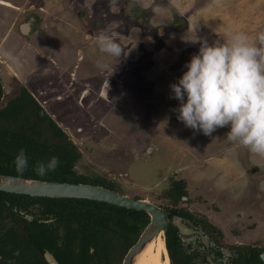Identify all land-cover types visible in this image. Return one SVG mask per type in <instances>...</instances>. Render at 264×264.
<instances>
[{
    "label": "rangeland",
    "instance_id": "374dc122",
    "mask_svg": "<svg viewBox=\"0 0 264 264\" xmlns=\"http://www.w3.org/2000/svg\"><path fill=\"white\" fill-rule=\"evenodd\" d=\"M13 2L18 8L0 7V16L4 17V13L9 11L6 20L12 22L17 31L27 21L30 22L31 31L22 39L9 30L0 46V58L12 60L9 64L17 60L22 68L28 67L24 65L26 59L35 64L41 60L37 53L29 50L31 43L43 42L47 46H57L58 49L70 48L71 34H68L70 37L62 35L61 38L56 33H45V25L79 26L83 22L89 27V30L84 29L88 33L85 37L95 36L92 32L98 25L102 27L99 33L109 34L114 28L121 30L123 34L130 31L128 35L131 36V42L125 44L126 50L122 48L125 37L113 39L124 50L121 57L124 56L118 60L120 63H107L110 67L105 71L113 74L110 76L112 90L104 98L95 101L97 113L78 117L67 114L52 116L81 152L82 158L76 166L78 173L97 176L112 185L110 187L113 191L129 198L150 201L169 212L172 209L178 210L201 223L208 221L207 224L216 231L214 238L210 235L208 237L221 253L217 261L219 264H231L230 259L235 257L233 254L242 247L264 249V159L229 142L224 137V132H221L222 128H218L210 137L185 127L177 119L178 113L173 111L179 107V101H168L173 96L170 85L177 83L182 77H178L181 71H187L185 64L198 53L200 47L198 43L185 42L183 37L187 38L196 32L197 37L206 39L211 45L216 40H223L229 30L255 36L264 31V0H176L178 6L173 5L171 0ZM62 5L63 16L58 18L54 14L60 12L54 11ZM103 26H107L106 30ZM0 27H4L1 21ZM35 30L41 36L33 35ZM3 34L4 30L0 37ZM111 35L116 33L112 32ZM79 39L82 40L81 37ZM121 40L123 43L119 42ZM86 42L87 45L93 44V41ZM79 46L83 45L79 43ZM96 51L100 53V50ZM104 56L107 57L106 61L118 58L106 54ZM47 63L51 62L48 60ZM48 66L47 70L51 68ZM72 66L69 64L67 68ZM65 67L57 75L70 81L71 77L67 75ZM123 76L125 79L128 77L126 83L119 81L124 80ZM4 78L7 77L2 76L1 80ZM7 84L8 80L5 81L4 91L2 90L0 107L17 96L18 92H14L20 86L27 88L23 83H18V86L14 83L18 88L12 93L13 87L10 89ZM56 94L64 97L71 94L76 101L80 92ZM96 95L99 97L90 92L85 98H95ZM37 101L42 105V100ZM43 106L50 114V109ZM223 129L226 133L230 130L227 127ZM167 137L184 142L190 147L188 150H194V162L190 164V161L183 166L176 163L178 144L166 142ZM225 142L231 145L224 148H220L224 145H218L217 155L208 157L205 153H197L205 148V144ZM238 149L241 150L240 153ZM206 150L215 151L214 148L209 149V146ZM238 160L243 162V168ZM247 176L248 189L244 180ZM177 180L185 183L186 196L173 206L166 193L172 182ZM201 181H215L225 188L226 193L221 191L217 195H206V188H203L206 186ZM229 181L237 187L226 188ZM189 243L187 253H194V250L202 253L198 239L194 238ZM200 256L202 255H196L197 258Z\"/></svg>",
    "mask_w": 264,
    "mask_h": 264
},
{
    "label": "trees",
    "instance_id": "16d2710c",
    "mask_svg": "<svg viewBox=\"0 0 264 264\" xmlns=\"http://www.w3.org/2000/svg\"><path fill=\"white\" fill-rule=\"evenodd\" d=\"M2 94L0 84V102ZM21 149L28 159L22 175L14 165ZM52 157L58 158V167L44 176L37 175V162H48ZM81 158V152L68 134L25 86H20L17 96L0 107L1 175L90 184L113 191L112 185L103 179L76 171ZM185 187L182 180L172 182L166 197L173 206L186 196ZM170 212L183 216L178 210ZM148 222L149 216L143 211L107 203L0 192V261L48 264L43 256L48 251L59 264H120ZM163 238L171 264L207 263L205 257L197 258L186 252L175 228L169 227ZM238 252L233 258L234 264H264L260 257L264 253L262 248L242 247Z\"/></svg>",
    "mask_w": 264,
    "mask_h": 264
},
{
    "label": "clouds",
    "instance_id": "9594fccd",
    "mask_svg": "<svg viewBox=\"0 0 264 264\" xmlns=\"http://www.w3.org/2000/svg\"><path fill=\"white\" fill-rule=\"evenodd\" d=\"M176 5V0H171ZM178 6V5H176ZM185 42L200 44L199 51L185 64L187 71L171 84V98L179 101L177 119L194 132L211 136L218 128H229L226 138L264 159V31L249 36L229 30L223 40L211 45L196 32ZM101 53L121 57L123 49L108 35L96 37ZM101 70L110 65L97 62ZM15 170L28 167L25 150L14 159ZM59 165L57 157L37 162L35 172L44 176Z\"/></svg>",
    "mask_w": 264,
    "mask_h": 264
},
{
    "label": "crops",
    "instance_id": "0c3cea01",
    "mask_svg": "<svg viewBox=\"0 0 264 264\" xmlns=\"http://www.w3.org/2000/svg\"><path fill=\"white\" fill-rule=\"evenodd\" d=\"M3 1L7 2L10 6H5V5L0 4V7H2V8H12V7L18 8L14 4L13 0H3ZM62 8H63V5L59 9L54 11V12H57V11L60 12L59 14L58 13L54 14L56 17L58 16V18H59L60 16H63L64 10ZM45 11H48V10H45ZM49 11H52V10H49ZM8 13H9V11H7V13H4V17L0 16V21L4 25V27H0L1 31L4 30V34L0 37V46H1V43H3L5 35H6V33L9 32V30H12L13 34L16 35L17 37L21 36L22 39L26 35L30 34V31H31V27H29V30L26 33H23L20 30V26H19L18 31H17V29L14 27L13 23L6 20V18H8L7 17ZM79 20H82V19H79ZM90 27L94 28L93 26H90ZM105 27H107V26H103V28L106 30ZM3 28H5V29H3ZM101 28L102 27H100L99 25H98V27L96 26L94 28L95 31L92 32L93 35H95V34L96 35L85 37V35L88 33L84 32V29L89 30V27H86V24L83 22H82V24H79V26L78 25L63 26V25H59V24H53L50 26L45 25V28H44L45 33H48V32H50L51 34L56 33L61 38H62V35L66 36V37H70L68 34H71L72 38H71V41L69 42L71 44L70 48L69 49H67V48L58 49L57 46L56 47L51 46V44L49 46H47L46 45L47 43L42 44L43 42L39 43V44L31 43L32 46L29 50L37 53L41 60L38 61V64H35V62L26 59L27 62L24 65H28L29 68L27 66H23V68H22L21 63L18 62L17 60H16V62L11 63L12 64L11 65V64H9V61H12V60L8 61V60H4L3 58H0L1 59L0 60V80L2 79V76L7 77V78H4L3 81L1 80V82L3 84L2 90L4 91V89H5L4 84H5L6 80H8L7 87L9 86L10 89L13 87V89H11L12 93L18 88V87L16 88L14 86V83L17 86H18V83H23L24 85L27 86V89L30 91V93L32 94V96L36 100H39L40 102L42 100L43 103L41 106L45 105V107L47 106L46 107L47 109H50V115L51 116L61 115V114H64V115L67 114V115H72V116H77V117L78 116H85V115L86 116L94 115V113H97V110H98L97 109L98 108L97 103L95 101L100 99V98H104L106 93L109 92V90H112V85H111L112 82L110 83V76L113 75V74H110L109 72H106L105 70H101L100 68H98L97 62L100 61V62L112 63V64H114L116 62L120 63V61H118V60L123 59L122 57L124 56L123 55L122 57H118L117 59H111V60L106 61L107 57L104 56V53H102L103 55L101 56V52L97 53V51H96V49L99 50V48H97L98 46H97L96 37L99 35H108L112 39H116V38L122 39V37H125V40H123V41H125V43L122 46V48H124L125 50L127 47L125 44L127 42H131V36L128 35V33L130 31L128 33L123 34L121 32V30H116L114 28L113 31H109L107 29V31H109V34H105L104 32L99 33V32H101V30H100ZM1 31H0V33H1ZM78 31H80V32L78 33ZM112 32H115L116 35L112 36L111 35ZM32 34L33 35L37 34L38 37L41 36V34L39 32H37L36 30L33 31ZM79 37H81L82 40H80ZM36 38L37 37L35 36L34 39H36ZM86 41H91V42L93 41V44L87 45ZM119 42L123 43L122 40ZM79 43H81L83 46H79ZM94 43H96V44H94ZM24 44L26 45V43H24ZM51 47L53 49H51ZM130 47H128V49ZM22 48H25V47H22ZM28 48L29 47H27V50H28ZM44 48L46 50H44ZM48 48H50L49 51H48ZM41 50H43V53L41 52ZM52 50H55V52H52ZM20 55H21V51H20ZM59 55H61V56L59 57ZM46 57H49L48 60L51 63H47L48 60L46 59ZM30 63H31V65H30ZM69 64H72L73 66L71 68H67V66H69ZM48 65L51 66V68L49 70H47V68L49 67ZM64 66H66L65 71H67V75L69 76V78L71 77V80L69 79L70 81L66 80V78L63 79L61 76L58 77V75H57L59 73V70L61 71V68L63 69ZM47 71H50L49 73L50 74L52 73L53 75L51 76ZM62 72H63V70H62ZM183 73L184 72L181 71V74H179L178 77L183 75ZM134 77H135V75H134ZM74 79H76L77 81H74ZM123 79L124 80L119 79V81L120 82L125 81V83H126L128 77L125 79V77L123 76ZM79 87H81V89H79ZM18 91L19 90L17 89V91L14 93H17ZM51 92H56V93L57 92H80V95L78 96L76 101H74L75 98H73L71 94L65 95V97H64V96H62V94H56V93L53 94ZM90 92L98 94L99 97H97V95H96L95 98L86 99L85 95L87 93H90ZM7 93H8V91H7ZM41 93H42V95H41ZM82 94H83V96H82ZM171 97H172V95L169 97L170 100H168V101H170V103L172 100H174V98H171ZM65 102H67L68 105ZM172 103H174V101H172ZM168 107H171V106H168ZM62 112H64V113H62ZM222 130H221V132L222 133L224 132V137L226 138V135H225L226 131H224L223 128H222ZM167 141L172 142V143L174 142L175 144H178L177 148L179 149V151L176 153L177 156L175 157V159H177L178 162L175 160L176 163H178L180 166H183V165H187V163L190 161H191L190 164L194 162V159H195L194 158L195 153L193 152L194 150H192V151L188 150L190 147H187L184 144V142H181L179 140L176 141V139H174V138L172 139L170 137L166 138V142ZM172 143H170V145H172ZM205 145H206L205 148L203 150H200L197 153H200V152L205 153L206 155H208V157H211L213 155H217L216 153H219L218 145H224V146H220V148H224V147H229V145H231V144H228L227 142H225V143H221V144L208 143ZM208 146H209V149L214 148L215 151L206 150V148ZM245 149L246 148H243L242 150L245 151ZM240 152H241V150L238 149V153H240ZM249 154H250V152H249ZM238 161H239V165L243 168V165H242L243 162H241V160H238ZM247 179H248V176L244 179V180H246L245 181L246 189H248L247 186L249 184ZM210 180H211V178H210ZM261 180H263V179H261ZM201 182L200 183L203 186H206V187H203L204 189L206 188L205 189L207 191L206 195H210V194L217 195V194L221 193V191L224 192V190H225V188H223L222 186H219L215 181L214 182L201 181ZM228 186H231L232 189L237 187V186H234L233 182L230 183V181L228 182V185L226 186V188H228ZM203 188H201V189H203ZM224 193H226V192H224Z\"/></svg>",
    "mask_w": 264,
    "mask_h": 264
},
{
    "label": "water",
    "instance_id": "95a60500",
    "mask_svg": "<svg viewBox=\"0 0 264 264\" xmlns=\"http://www.w3.org/2000/svg\"><path fill=\"white\" fill-rule=\"evenodd\" d=\"M30 22H24L20 25V30L26 33L29 30ZM0 192L10 195H27L41 198L57 199H83L96 202L107 203L113 206L143 211L149 216V222L138 237L137 241L128 249L124 255L122 264H132V259L141 251V249L157 236L165 235L168 227L171 225L178 230L179 235H189L195 233L191 228L189 221L177 216L169 217V213L158 208L150 201L142 199H133L121 195L110 189L90 184H73L48 182L26 178H16L0 174ZM185 198H182L184 200ZM205 242V237L197 232ZM44 259L48 264H59L57 260L48 251L44 253ZM264 262V253L260 254Z\"/></svg>",
    "mask_w": 264,
    "mask_h": 264
},
{
    "label": "flooded vegetation",
    "instance_id": "af4514ba",
    "mask_svg": "<svg viewBox=\"0 0 264 264\" xmlns=\"http://www.w3.org/2000/svg\"><path fill=\"white\" fill-rule=\"evenodd\" d=\"M165 211V210H164ZM169 213V217L171 218L172 216H175V215H172L171 212L169 211H166ZM179 216V215H178ZM188 215L186 214H183V216H179L181 218H183V220L185 221H189L191 223V228L193 231H195L194 234H192L191 236L189 235H184V236H181L179 235L178 233V230H177V233L180 237V240H181V244L182 246L184 247V249L186 250L187 252V248L190 247V241H192L194 238L195 239H198V242L202 248V253L200 254V252L194 250L192 252L194 253H188V254H193V255H202L203 257L206 258L207 260V263H204V264H219L217 261L221 255V253L219 252V250L216 248L215 244H214V241L211 240L208 236L210 235L211 237L214 238V235H216V231L214 228H211L209 224H207V222H200V221H195L194 219H188L187 218ZM207 224V225H206ZM169 227H172L171 225ZM168 227V229H169ZM212 234H211V232ZM197 232H200L202 234V236L205 237V242L203 241V239L200 237V235L197 233ZM217 249V250H216ZM46 252V251H45ZM44 252V253H45ZM51 254V253H50ZM44 255V254H43ZM52 255V254H51ZM210 255H212L213 257H210ZM233 255H239V252L236 251ZM200 256V257H202ZM165 257V256H164ZM124 258V257H123ZM123 260V259H122ZM170 260V259H169ZM233 258L230 259V263L231 264H234L233 262ZM0 264H8V263H3L0 261Z\"/></svg>",
    "mask_w": 264,
    "mask_h": 264
},
{
    "label": "bare ground",
    "instance_id": "6f19581e",
    "mask_svg": "<svg viewBox=\"0 0 264 264\" xmlns=\"http://www.w3.org/2000/svg\"><path fill=\"white\" fill-rule=\"evenodd\" d=\"M0 4L10 6L3 0H0ZM132 260V264H170L163 236L160 234L156 238H152Z\"/></svg>",
    "mask_w": 264,
    "mask_h": 264
}]
</instances>
